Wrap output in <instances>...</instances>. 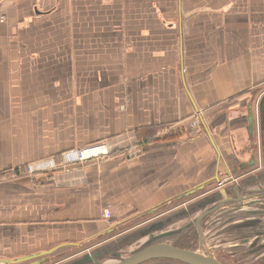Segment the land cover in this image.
I'll return each instance as SVG.
<instances>
[{
    "label": "crops",
    "instance_id": "crops-1",
    "mask_svg": "<svg viewBox=\"0 0 264 264\" xmlns=\"http://www.w3.org/2000/svg\"><path fill=\"white\" fill-rule=\"evenodd\" d=\"M263 96L264 0H0V258L79 253L228 174L242 199L201 221L202 240L262 258L264 197L242 180L264 187ZM96 143L108 153L65 162ZM194 209L173 235L199 234Z\"/></svg>",
    "mask_w": 264,
    "mask_h": 264
},
{
    "label": "water",
    "instance_id": "water-1",
    "mask_svg": "<svg viewBox=\"0 0 264 264\" xmlns=\"http://www.w3.org/2000/svg\"><path fill=\"white\" fill-rule=\"evenodd\" d=\"M263 105H264V96L260 99L258 104V122L260 123V129L261 131H264V114H263ZM254 110L251 107L250 110V116H249V123H250V129H253L254 125ZM257 120V117H256ZM256 174H259L256 173ZM250 175L246 180H242V186L244 185L249 192L248 194L251 196V198H260L261 196L264 197V187H262L261 181L256 177L253 179V177L256 175ZM219 181V179H218ZM238 183V182H237ZM237 185V184H235ZM207 186V182L200 185V187L193 188L190 192H196L198 190H202ZM254 187V188H253ZM234 188V184H227L221 188H214L208 193H206L204 196L199 198L198 200H195L191 204H187L185 206H182L179 208V210L172 212L171 214H167L166 216H163L162 218H158L156 220H153L152 222H147L143 226V228H138L133 230L132 233L141 234L142 238L145 239L144 243L137 248H134L130 250L128 254H121L118 252L115 254V258H117V261L113 264H142L145 262H149L151 260H155L156 262L162 261L163 259H171L176 260L180 262V264H225L223 261H221L216 255L212 253V248L207 247L202 240L203 237V227L201 225V221H203V225H207V220L211 218V216H214V213H217V210H219L222 205H224L229 200L239 201L242 199V196L240 194V190L236 189V196L235 197H228L227 194H229ZM209 204H213L212 206H208ZM197 207V209H200L198 218L196 219L197 229L200 237V248H191L187 246H182L179 244H175V241H171L170 237L174 234V230H165L164 228L166 225L171 222L172 218L176 216V214L179 212L180 214H186L192 213L196 211L194 208ZM230 221H233L230 220ZM248 223L243 222H236L235 224H231L229 228H239L243 225L251 226L252 220H247ZM233 223V222H232ZM245 223V224H244ZM247 226V227H248ZM246 227V228H247ZM245 229V227H243ZM132 231V230H131ZM197 232V231H196ZM128 233V232H127ZM224 233V232H222ZM127 234V235H129ZM121 234L120 239H123L126 236H122ZM249 235H252V233H249ZM115 238L111 239L108 242H105L103 244L95 245L92 250L91 248L89 250H84L83 252L79 253L77 256H75L73 259L69 260L65 264H106L102 263L100 258H102L105 254H110L108 252V247L113 243ZM256 241L258 242L259 239L255 238L253 240L252 244H256ZM59 245L54 246L52 248L42 250L39 252H33L30 254H26L23 256H19L16 258H0V263L3 264H9L13 262H20L25 261L29 259H33L35 257H40L43 255H47L52 253L55 249H57ZM254 247L251 252L255 254L259 249L261 251H264V244H260V248L258 250ZM264 257V256H263ZM262 257V258H263ZM258 258V259H262ZM47 257H43L42 259H35L27 264H41L45 260H47ZM109 259H111V256H109ZM108 259V260H109ZM169 261V260H168Z\"/></svg>",
    "mask_w": 264,
    "mask_h": 264
},
{
    "label": "rangeland",
    "instance_id": "rangeland-1",
    "mask_svg": "<svg viewBox=\"0 0 264 264\" xmlns=\"http://www.w3.org/2000/svg\"><path fill=\"white\" fill-rule=\"evenodd\" d=\"M226 185V184H225ZM224 186V185H223ZM216 187V185H215ZM222 187V186H221ZM165 209L167 208H164L163 210L161 211H164ZM175 212V211H174ZM172 212L170 213H167V214H171ZM167 214L163 215V216H166ZM163 216L159 217V218H162ZM189 221L188 222H191V217H189ZM143 217L141 218H136L135 220H131V221H124L123 223L121 224H117L116 226L113 227L114 230L112 231H109L108 233H105L103 236L97 238L98 240L96 241H89L87 242L88 245H93V244H96L98 243L99 241L103 240V239H106V238H109L111 239L113 236V238H115V240L119 241V238L120 237H117V236H120L121 234H123L122 236H126L127 234H129L130 232H133V230L135 229H138V228H143V226L145 225V223H143ZM186 222V223H185ZM184 223H180V225L184 224V226L187 224V220L185 221ZM171 223V222H170ZM140 224V225H139ZM177 226V225H175ZM128 227H132L130 230H127ZM135 228V229H134ZM175 228V227H174ZM165 230H170L169 228L165 227L164 228ZM127 230V231H126ZM132 230V231H131ZM128 232V233H127ZM133 234V233H132ZM137 235V236H136ZM135 235V238L132 239V241L128 244V246H124L121 250H120V253L121 254H128L130 252V250L134 249V248H137L138 246L142 245L145 241V239L142 238L141 234H137L136 233ZM177 235H172L170 237L171 241H175L176 243H181L187 247H191V248H199V245L201 243L200 241V238L198 239V236H197V233L194 231V228L191 226L190 228H187V226L184 227V230L182 233L178 234V237H176ZM108 239V240H109ZM205 242V245L208 247V246H211L212 248V253L214 255H217L218 251L216 250L217 247L216 246H213L214 243L211 242V239L210 238H204ZM114 242V241H113ZM105 243V241L103 242ZM101 243V244H103ZM100 244V245H101ZM215 244H220V243H215ZM221 244H223L221 242ZM94 247V246H93ZM92 247V248H93ZM91 248V250H92ZM81 253V252H80ZM110 254H112V252H109ZM237 256V255H236ZM251 256H255V254H251ZM236 260H238L239 262H231L230 259H228L226 262L227 263H230V264H244V262H246L247 264H254V262H259L260 260L259 259H252L250 257H246V256H237ZM221 259H225L223 257H221ZM259 260V261H258ZM117 261V258H114L113 259H109V260H106V264H113ZM225 261V260H224ZM147 264H172V263H168V262H156L155 260H151L148 262H146ZM257 264V263H255Z\"/></svg>",
    "mask_w": 264,
    "mask_h": 264
},
{
    "label": "flooded vegetation",
    "instance_id": "flooded-vegetation-1",
    "mask_svg": "<svg viewBox=\"0 0 264 264\" xmlns=\"http://www.w3.org/2000/svg\"><path fill=\"white\" fill-rule=\"evenodd\" d=\"M233 183H236V182H234V181H232V182H229L228 184H233ZM236 196V195H235ZM234 196V197H235ZM190 221H192V220H190ZM145 222V221H144ZM143 222V223H144ZM147 223V222H146ZM197 225V224H196ZM193 228H195V221H193V226H192ZM132 227H128V229L127 230H130ZM126 230V231H127ZM194 231L196 232V228L194 229ZM197 233V232H196ZM135 233H133V234H129V235H127L126 237H124L123 239H120L119 241H115V242H113L109 247H108V252L107 253H109V252H112V254H105L102 258H100V260H101V262L102 263H105L106 262V260H108L109 259V256H111V259H113L114 258V256H115V254H117L118 252H120V250L124 247V246H128V244L132 241V239H134L135 238ZM199 234H197V236H198ZM116 236V235H115ZM115 236H113V237H115ZM137 236V235H136ZM113 237L111 238V239H113ZM109 238H106V239H103V240H101V241H99L98 243H96V244H93V245H91V246H95V245H98V244H101V243H103L104 241L105 242H108V241H110L111 239H109ZM179 244H181V243H179ZM83 245V244H82ZM81 245V246H82ZM181 245H183V244H181ZM83 246H86V247H84L81 251H83V250H85V249H88L89 247H91L90 245L88 246V244L87 243H85ZM217 251H218V253H217V257L221 260V261H223L225 264H230V263H227L226 261L228 260V259H230V261L231 262H239L238 260H236V259H238V258H236L237 256H245V253H239V254H234L233 252L234 251H228V250H225V249H223L222 247H217V249H216ZM81 251H79V253L81 252ZM79 253H72V254H69V255H65V256H63L62 254H59V253H54V252H52L51 254H48V255H45V256H40V257H35V258H33V259H29V260H25V261H20V262H13V263H10V264H27V263H29V262H31L32 260H35V259H42L43 257H47L48 259L47 260H45L44 262H42L41 264H65L66 262H68L69 260H71V259H73L75 256H77ZM126 254V253H125ZM124 254V255H125ZM237 255V256H236ZM221 257H223V258H225L224 260L223 259H221ZM255 259V258H254ZM169 260V261H168ZM260 260V261H259ZM258 261L259 262H254V264L255 263H257V264H264V261H262V259H259ZM159 262H168V263H172V264H180V262H178V261H176V260H171V259H163L162 261H159ZM149 263V262H148ZM142 264H147L146 262L145 263H142ZM239 264V263H238ZM244 264H247L246 262H244Z\"/></svg>",
    "mask_w": 264,
    "mask_h": 264
},
{
    "label": "built area",
    "instance_id": "built-area-1",
    "mask_svg": "<svg viewBox=\"0 0 264 264\" xmlns=\"http://www.w3.org/2000/svg\"><path fill=\"white\" fill-rule=\"evenodd\" d=\"M99 147H103L104 149L98 152L93 151L95 148H99ZM106 153H108L107 146L104 143H96V144H91L88 146H84L81 148L68 151L64 154V159H65V162L71 163L75 161L84 160L85 158H88V157H93V156L96 157V156L106 154ZM237 178L238 177L228 174L219 179V181L216 184V187H221L229 182L236 180Z\"/></svg>",
    "mask_w": 264,
    "mask_h": 264
},
{
    "label": "bare ground",
    "instance_id": "bare-ground-1",
    "mask_svg": "<svg viewBox=\"0 0 264 264\" xmlns=\"http://www.w3.org/2000/svg\"><path fill=\"white\" fill-rule=\"evenodd\" d=\"M103 149H104L103 147H99V148H95L93 151L98 152V151L103 150Z\"/></svg>",
    "mask_w": 264,
    "mask_h": 264
}]
</instances>
